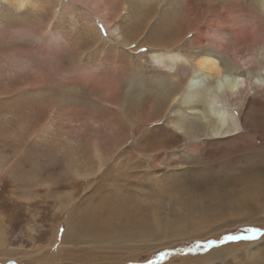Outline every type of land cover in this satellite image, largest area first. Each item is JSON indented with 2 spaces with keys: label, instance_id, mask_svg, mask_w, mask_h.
I'll list each match as a JSON object with an SVG mask.
<instances>
[{
  "label": "rangeland",
  "instance_id": "1",
  "mask_svg": "<svg viewBox=\"0 0 264 264\" xmlns=\"http://www.w3.org/2000/svg\"><path fill=\"white\" fill-rule=\"evenodd\" d=\"M33 1L15 10L0 0V264H264V198L242 189L249 177L258 185L264 78L238 70L248 78L244 97L255 135L196 141L195 152L187 140L155 147L174 141L164 122L171 107L163 122L150 124L140 86L150 78L163 89L155 80L167 76L149 53L178 51L186 66L192 54H214L199 32L217 17L216 6L235 10V22L243 16L239 25L253 30L247 0H190L192 10L184 4L182 16L163 28L158 14L166 2L150 0L156 14L152 7L138 12L143 19L132 27L131 11H122L112 38L102 20L89 33L69 0ZM231 58L220 55L229 66ZM189 73L179 71L175 84ZM229 104L241 109L238 100ZM208 116L217 118L216 110ZM99 136L113 138L102 161L94 156ZM216 184L240 191L199 199Z\"/></svg>",
  "mask_w": 264,
  "mask_h": 264
},
{
  "label": "bare ground",
  "instance_id": "2",
  "mask_svg": "<svg viewBox=\"0 0 264 264\" xmlns=\"http://www.w3.org/2000/svg\"><path fill=\"white\" fill-rule=\"evenodd\" d=\"M4 1L10 3V6H13L15 10L16 9L21 10L25 6H29V5L32 7L37 5V3L34 2L33 0H4ZM59 1L58 4L60 5L61 2ZM149 1L150 0L147 1L146 0H69V2L73 6H75L74 9H70L71 12H75L76 15L81 18V20L88 27V30L90 31V32L88 31L89 33L93 34L94 32H96L97 22L102 20L103 23L101 21V24L103 25L105 24L104 27L105 31L109 36H111L110 38H112L114 33L116 34V32H118V30L120 29L115 22L122 17L121 14L122 11H127V12L128 10L131 11L130 13L132 19L135 20V24L132 23L133 24L132 27L139 25L140 19H143V16L139 15L138 12L145 13L147 15L148 7H152L153 14H156L158 9L157 6L155 4L148 3ZM164 1L166 3L164 2L165 3L164 6L161 5L162 7L158 14L160 21L159 22L160 28L165 27L167 25V22L172 21L175 18L179 19L182 16L184 4H187L185 10L187 9L188 11L192 10L191 5L194 4L192 3L190 5V0H167V1L164 0ZM236 1L237 0H234V2ZM246 5L250 11V17H251V23H249V25L250 24L253 25L254 27L253 30L247 28L248 27L247 22H245L247 24L246 25L247 27L239 25L243 21L242 19L243 16H241V19L240 18L237 19V21L242 20L240 23L235 22L238 13L233 9L222 11L221 7L223 5L221 7L216 6L215 10H213L216 11L218 15H216L217 17H215L212 20L211 25L200 29L199 35L207 42L215 46L216 51H214V54L212 52H211L212 54L210 53H203L201 55L192 54L189 57L194 62L192 65H187V66L184 63L186 61L185 60L186 58L182 57V55L177 54L178 51L175 53L171 51L158 50V52L155 51L148 54L150 62L154 64L156 68L158 67L160 71H162L160 73L165 74L166 72L167 76L166 78L160 76L155 80L162 85L163 89L159 88L160 86L158 87V85H155L156 83L154 84L153 82H151L152 80L150 78H146V79L143 78L142 80L140 79L141 81L140 86L142 88L141 90L143 91L144 97L148 98L149 107H150L149 108L150 111H148L149 114L147 113L146 115L147 121L150 124H152V122L155 123L158 121L163 122V119L166 117L165 114L167 112V109L171 107L170 112L172 113V115L166 117L164 119V122L170 125L174 130L173 133L169 129L170 130L169 132L171 133L170 136L174 138V141L172 143L169 140H161L159 141L160 143L154 142L155 147L161 149L165 147L170 148L171 146H174L175 144L179 143V141L187 140L188 143L185 144L187 145V150L190 152H195L196 148L198 147L196 141L219 142L228 139L231 140L241 139L244 136L251 138L250 135H255L252 132V130L256 128L255 127L256 124L254 122V124L250 128V124H251L250 123L251 119L249 117L250 111L245 104L247 99L244 97L245 89H247V85H248L247 84L248 78H241L240 77L241 72L238 70H244L248 72L249 75L250 73L254 72L255 73L254 76H257L258 78L259 77L264 78L263 76L264 0H247ZM230 7L231 5L229 6L228 9H230ZM244 8L245 7H243V9ZM195 11L197 13V10ZM245 20L247 21V19ZM215 21L217 22L220 21L221 25L216 26ZM243 24L244 23L242 22V25ZM180 34L181 32H179V35ZM196 37L200 38L197 35ZM176 41L178 44L179 40L176 39ZM130 42L132 41L130 40ZM123 44L124 43H122V45ZM207 45L210 46V44ZM117 51H120V49ZM222 54L233 55V58H231L230 60L231 68L227 64L226 60L225 63L227 65H225V63H222V61H220L221 60L220 55ZM239 54L242 55L239 57L238 56ZM174 66L176 68L175 71L173 72ZM187 68L190 70V73L186 76L184 83L181 86L179 85L177 86L174 82V79H177V75H179V71H184ZM232 69H235L236 71L234 72V70ZM261 86L264 87V81H262ZM233 100H238L241 103L240 110L236 109L235 104H229ZM212 110H216L217 118H211L210 116H208L209 113L210 114L212 113ZM143 120H145V118ZM89 132L91 131L89 130ZM99 132L97 131V133ZM163 132L166 133L165 130H163ZM104 138L105 137H100L97 139V137H95L94 140L97 144L94 148V156L98 157L97 160L99 161H102L101 157L104 156L102 150H105L106 146H109V144L112 143L113 141V138H111L110 140H104ZM135 146H141V142H136ZM262 156L264 158V154H262ZM263 158L255 162V164H253V168L254 170H256L257 172L256 174L258 175V182H256L258 183V185L254 184L253 186V183L251 182V177H249V179L245 180V186L242 187V189L249 188L250 191L253 188V192H252L253 197L255 198L259 197L258 200L259 199L262 200L264 198L263 188L262 185H260V184L264 185ZM254 174L255 173H253V175ZM237 185H234L232 189L226 191L224 189L227 187V185L225 187L222 184H216L211 188V190L203 191L200 193V195L198 194V196L199 199L202 200L204 199V197H206L207 199L208 198L217 199L223 197L225 194H229V196L231 194L235 195V193L240 191V190L239 191L236 190ZM238 195H240V193H238ZM247 209L249 210V208ZM253 210H255V208ZM253 212L254 211H252V213Z\"/></svg>",
  "mask_w": 264,
  "mask_h": 264
},
{
  "label": "snow or ice",
  "instance_id": "3",
  "mask_svg": "<svg viewBox=\"0 0 264 264\" xmlns=\"http://www.w3.org/2000/svg\"><path fill=\"white\" fill-rule=\"evenodd\" d=\"M246 231L255 234V233L258 232L259 230H258V229H252V228H250V229H247ZM241 238H242V237H239V236H232V237H230V239H233V240H238V239H241ZM243 238H245V239H250V238H252V237H248V236H246V237H243ZM160 255L163 256L164 253H161Z\"/></svg>",
  "mask_w": 264,
  "mask_h": 264
}]
</instances>
